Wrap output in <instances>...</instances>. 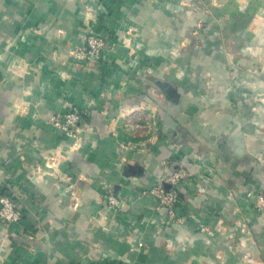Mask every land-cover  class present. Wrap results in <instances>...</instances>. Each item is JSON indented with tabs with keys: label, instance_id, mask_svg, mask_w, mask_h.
<instances>
[{
	"label": "crops",
	"instance_id": "0c3cea01",
	"mask_svg": "<svg viewBox=\"0 0 264 264\" xmlns=\"http://www.w3.org/2000/svg\"><path fill=\"white\" fill-rule=\"evenodd\" d=\"M200 3V16H218L221 41L235 36L244 46L255 40L253 26L264 31V0ZM97 5L100 18L91 26L80 3L51 0H27L16 10L8 4V16L0 18V193L23 212L13 226L0 221V264H241V253H258V247L252 242L248 249L233 247L224 225L246 217L252 230L257 221L249 202L241 214L228 193L242 188L243 177L261 171L257 159H264V134L246 122L240 135L235 118L241 107H252L237 104L239 97H250L254 90L229 85L217 90L216 103L193 102L190 77L160 70L171 62L175 45L169 27L165 35L157 31L155 39L146 38L139 52L135 43L123 41L129 28L151 35L160 14L167 22L163 12L136 0ZM89 28L117 37L113 47L99 59L82 64L67 59L63 65L64 48L83 41ZM163 36L169 37L167 58ZM18 59L25 60L21 68L32 70H17ZM215 60L226 61L223 53ZM149 66L153 70L147 73ZM224 73L219 72L217 83ZM160 82L173 90L161 93ZM72 106L87 113L77 148L49 123L51 115ZM178 106L186 112L199 106L207 113L177 119ZM138 114L145 118L139 120ZM64 155L69 159L61 163ZM52 156L70 181L42 172ZM181 159L193 175L177 187L178 212L188 217L177 224L166 209L156 210L157 200L145 191ZM110 193L129 204L113 210L107 205ZM227 207L237 211L235 216ZM254 236L264 253V233Z\"/></svg>",
	"mask_w": 264,
	"mask_h": 264
},
{
	"label": "rangeland",
	"instance_id": "374dc122",
	"mask_svg": "<svg viewBox=\"0 0 264 264\" xmlns=\"http://www.w3.org/2000/svg\"><path fill=\"white\" fill-rule=\"evenodd\" d=\"M26 1L27 0H0V18H5L8 16L6 15L8 12V4H12L16 10V8L23 7ZM51 1H59L63 3H80L84 7V15L86 17L87 26H91L90 24H92V22H95L98 18H100V16L98 15L99 11L97 5L100 0ZM136 1L137 4L155 7L156 10L160 9V11H157L159 13L163 12L168 23L162 22L163 15L160 14L161 20L160 18H158V21L153 20L154 22H156L153 24V27L155 29L153 30V27L149 28V32H151V35H145L144 31L139 30L137 27L129 28V30H127L122 36L123 41H127V43L131 45L132 43H135L133 46L136 51L139 52L143 49V42H145L146 38L155 39L153 35L157 31H159V34L165 35L166 28L169 27L171 29V32H173V35L170 34L169 37L175 41V45L170 48L172 49V51H170V55L172 58H170L171 62L161 64L164 65L162 68H160L161 72L167 73L168 69H173L178 78H183L185 80L187 79V77H190V83H192L193 91L195 92V95H192V101L194 102L193 98H195V102L198 104L203 102L216 103V98H218V95H216L217 90L219 91L220 89L228 87L229 85L234 88H238L241 91L250 86V88L254 90V95H250V97L244 98L239 97L237 104H243L244 106H246L249 102L252 104V107L250 110H246V108L241 107L240 110L236 111L238 115L236 114L235 118L236 120H240L237 128L241 133L240 135H242L245 129L244 124L246 122H253L255 124V132L261 135L264 134V40H261V42L258 41V39L260 40V38H264V31L259 30L256 32L257 29L255 26H253L252 33L257 34L254 38L255 40L253 41V43L239 46L237 42L233 40L236 38L235 36H232L233 39L223 38L222 41L220 40L221 31L215 29V25L217 26L220 21L218 16L208 13L205 18L198 14L199 6L202 3H200L201 0ZM20 17L23 18L21 14ZM259 18L261 19L259 21L261 23L262 18L260 16ZM207 24H211L213 28L211 25L208 26ZM35 33H39V31H36ZM60 34H63V32L60 31ZM94 34L106 40H109L110 43L115 41V39L117 38L104 37L89 28L88 32L85 34L83 41H80L75 46H68L64 48L65 57L64 59H62L63 65L66 64L65 60L67 59L78 64H82L74 58V55L76 54V52H79V50L86 44L88 38ZM169 37L163 36L160 38V43L164 44V54L166 58V54L169 51V48H167L168 45H166L168 39L166 38ZM218 41H221L222 44L224 43V45L219 46ZM222 53L226 61L221 62L220 64L215 60V58H219V55ZM183 55L188 56L189 59H185V61L182 62V60H184L182 58ZM17 61H20L18 62L19 64L16 67L17 70L19 68V71H21L22 69H26L29 71L32 70V68L28 66H26V68H21L19 66L20 64H23V61L25 60L18 59ZM87 61L88 60H86L85 62ZM168 66H170V68ZM144 67L146 68L147 66ZM10 68L7 69L10 71L12 70ZM151 70H153L152 67L148 68L146 72L150 73ZM222 71L225 72L224 78L222 79L223 82L217 83L218 80L216 78L221 76L219 72ZM247 75L250 76V81L252 82L248 81L249 79L246 78ZM238 77L240 78L239 80ZM157 87L161 91V93L163 92L165 94L167 93V90H169L170 92L173 90L163 82L158 83ZM154 96H156L155 93ZM159 98L160 100L164 99L162 94ZM73 107L77 106H72L71 108ZM83 112L84 118L87 113L84 110ZM174 112H176L177 119H181L183 116L187 117L188 115H190L191 117L194 116L199 118L200 116L207 113L206 111L201 110L199 106L197 109L191 110L189 112L183 111V108L181 109V106H178V108ZM137 117H139V120L141 118H145V116H140L139 114ZM62 133L67 136L65 132L62 131ZM83 135L84 134L81 135V138L83 137ZM67 137L73 140L71 137ZM68 159V155H64L62 157L61 163L63 161L66 162ZM182 160L185 159H181V161ZM56 161L57 160H55V157L52 156L48 158L47 162L45 163L46 170L43 171L41 168L39 169L47 175H52L54 177L60 178L62 177L61 179H63V181H70V177L65 171L61 169L60 161ZM257 165L261 166V171L260 169H258L255 175L243 177V184L240 190H235L234 192L228 191V193L232 195V197H230L231 200H233L234 204L241 210V214H243V204L248 202L252 205V208L256 212L257 221L254 225V228L252 229L253 231L250 230V225L245 221L246 217H242V220L240 219V217H236V219L224 225V227L230 231L229 233L232 236L231 239L233 240V247H238L239 245L241 248L246 249L249 246L250 242H252V244H256V246L258 247V251H256L258 253H253L249 250H247L245 253H241V264H264V253L260 249L258 239L256 240L254 236L255 234L258 236L264 233V202L261 201V198L264 197V159H257ZM167 167H169V165H167L166 168ZM75 197L76 196L73 194L72 199H74ZM70 207L74 208L75 206L71 204ZM228 209L230 210V214L235 216V213L237 211L231 208ZM237 237H239V239ZM139 248H143V243L139 244Z\"/></svg>",
	"mask_w": 264,
	"mask_h": 264
},
{
	"label": "built area",
	"instance_id": "2783aa9c",
	"mask_svg": "<svg viewBox=\"0 0 264 264\" xmlns=\"http://www.w3.org/2000/svg\"><path fill=\"white\" fill-rule=\"evenodd\" d=\"M113 45L109 40H106L96 34L90 36L86 44L76 52L74 58L79 63H84L89 58H100L106 51H109ZM84 112L79 107H73L64 114H53L49 117V123L65 132V134L71 137L77 148L78 141L81 139V135L85 131V127L82 125ZM127 147V146H126ZM187 160H182L175 166L168 169V174L162 178L156 185L149 190L145 191L146 194H151L157 200L158 204L156 210L166 209L169 219L173 220L177 224H182L187 220V216L181 215L178 210L181 202L178 186L181 181L191 177L193 174L188 167ZM168 162H164L166 167ZM170 186L167 188V186ZM264 202V197L261 198ZM127 201L120 199L114 194L107 195V205L113 210H121ZM23 212L17 207L13 198L8 195L0 193V221L6 226H13L19 223L22 219Z\"/></svg>",
	"mask_w": 264,
	"mask_h": 264
}]
</instances>
